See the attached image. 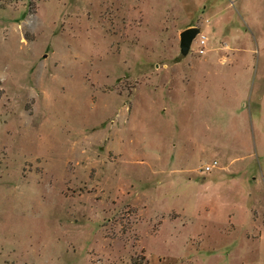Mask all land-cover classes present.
Listing matches in <instances>:
<instances>
[{
  "label": "rangeland",
  "instance_id": "rangeland-1",
  "mask_svg": "<svg viewBox=\"0 0 264 264\" xmlns=\"http://www.w3.org/2000/svg\"><path fill=\"white\" fill-rule=\"evenodd\" d=\"M0 264H264V0H0Z\"/></svg>",
  "mask_w": 264,
  "mask_h": 264
},
{
  "label": "water",
  "instance_id": "water-1",
  "mask_svg": "<svg viewBox=\"0 0 264 264\" xmlns=\"http://www.w3.org/2000/svg\"><path fill=\"white\" fill-rule=\"evenodd\" d=\"M199 32L200 29L198 27H189L180 32L179 48L183 55L188 53L193 40L199 34Z\"/></svg>",
  "mask_w": 264,
  "mask_h": 264
},
{
  "label": "built area",
  "instance_id": "built-area-1",
  "mask_svg": "<svg viewBox=\"0 0 264 264\" xmlns=\"http://www.w3.org/2000/svg\"><path fill=\"white\" fill-rule=\"evenodd\" d=\"M204 42H205L204 40H201V43H202V44H204ZM202 51H203V50H202ZM213 164H214V163H212V164H210V165H207V166L205 167V170H210V168L213 166Z\"/></svg>",
  "mask_w": 264,
  "mask_h": 264
}]
</instances>
